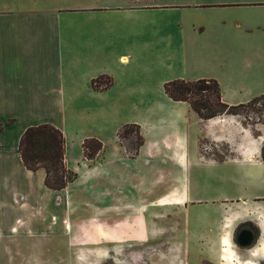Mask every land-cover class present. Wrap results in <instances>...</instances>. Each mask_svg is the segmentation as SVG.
Masks as SVG:
<instances>
[{
    "label": "crops",
    "instance_id": "1",
    "mask_svg": "<svg viewBox=\"0 0 264 264\" xmlns=\"http://www.w3.org/2000/svg\"><path fill=\"white\" fill-rule=\"evenodd\" d=\"M103 75L113 84L95 90L93 79ZM201 78L216 79L231 105L264 95V0H0V259L21 257L11 245L49 235L42 227L58 224L52 194L69 192L77 180L63 190L48 188L45 170L27 169L19 144L28 127L51 123L65 134L71 169L69 143L76 125L65 101L84 92L142 100L133 104L139 114L128 123L141 126L145 143L131 158L117 133L114 152L104 147L91 162L83 148L90 137L81 136V170L105 171L110 159L135 160L144 153L152 165H175L181 182L150 203L167 207L187 206L193 200L191 181L208 169L219 181L216 191L229 199L219 209L221 221H257L264 236V128L257 133L237 115L203 120L188 102L165 91L168 81ZM14 101L32 114L26 121L11 112ZM202 141L228 152L222 159L209 158ZM89 179L77 202L90 196L134 218L111 231L98 224L94 231L73 234L75 241L110 235L116 243L123 238L121 229L137 238L139 228L153 225L144 214L148 203L111 200ZM125 192L134 195L132 189ZM65 202L61 220L71 227L69 206L75 201Z\"/></svg>",
    "mask_w": 264,
    "mask_h": 264
},
{
    "label": "rangeland",
    "instance_id": "2",
    "mask_svg": "<svg viewBox=\"0 0 264 264\" xmlns=\"http://www.w3.org/2000/svg\"><path fill=\"white\" fill-rule=\"evenodd\" d=\"M141 101L118 100L104 93L93 92L80 93L75 99L65 101V112L76 125L74 138L69 143V162L71 169L79 173V178L69 192L52 194V199L58 201L57 213L60 219L56 226L42 227V232L46 231L49 235L43 233L37 240L22 238L20 243L11 245L21 257L0 259V264H189L191 260L192 264H198L194 252H208L214 256L222 253L225 264H243L239 257L238 260L234 258L235 252L241 250L230 239L236 223L222 222L220 217L219 209L229 199L224 191H216L219 181L208 169H203L191 181L193 200L187 206L171 204L167 207L150 203L181 182L178 178L183 176L182 171L175 165H152L144 153L135 160L127 157L116 161L110 159L105 171L95 169L93 179L92 174L80 169L82 143L78 139L81 136L97 137L105 143L106 152L112 154L117 133L128 120L139 114L133 104ZM20 102L14 101L11 112H15V116L24 122L32 114L18 108ZM121 105L123 108L119 110L117 107ZM239 117L245 125L260 132L264 128V99L259 101L255 109L245 110ZM135 140L125 139L124 143L130 146ZM201 150L207 157L216 159H222L228 152L227 147L206 141H202ZM89 178L94 188L111 200L116 198L119 202L130 198L133 203H148L150 209L144 214L153 221V225L139 228L137 238L128 237L121 229L123 238L116 243L110 235L92 241H75L73 234L78 237L86 231H94L98 224L107 225V230L111 231L117 223L134 215L117 207L99 205L97 200L93 202L96 198L93 200L90 196L79 203L77 195L88 188ZM128 188L134 190V195L125 192ZM70 197L75 202L69 206L71 227H67L61 218L66 208L65 201ZM55 231L58 233L53 234ZM252 251L254 253L249 259L253 264H258L264 254V239Z\"/></svg>",
    "mask_w": 264,
    "mask_h": 264
},
{
    "label": "trees",
    "instance_id": "3",
    "mask_svg": "<svg viewBox=\"0 0 264 264\" xmlns=\"http://www.w3.org/2000/svg\"><path fill=\"white\" fill-rule=\"evenodd\" d=\"M113 84V79L103 75L93 79L95 90H104ZM165 91L175 101L188 102L203 120L222 115L240 116L245 110L255 109L264 95L253 98L247 103L231 105L223 100L220 83L213 78L194 81L175 79L165 83ZM118 137L126 147L129 157L136 158L145 138L141 126L127 123L118 132ZM128 146L125 139H133ZM86 160L94 162L104 150L101 140L90 137L83 143ZM19 152L24 165L31 171L45 170V185L52 190H63L79 178V173L70 169L66 160V138L63 131L51 123H42L26 129L19 144Z\"/></svg>",
    "mask_w": 264,
    "mask_h": 264
},
{
    "label": "flooded vegetation",
    "instance_id": "4",
    "mask_svg": "<svg viewBox=\"0 0 264 264\" xmlns=\"http://www.w3.org/2000/svg\"><path fill=\"white\" fill-rule=\"evenodd\" d=\"M248 232H252L254 234V240L251 242L249 246H245L246 243H248V239L245 237ZM232 243L241 250L239 253L235 252L236 257H239L241 262L243 264H253L252 261L249 259V256L254 253L252 251L253 249H256L257 245L261 242L262 239H264L263 236V229L260 227L259 223L257 221L251 220V219H245L238 222L230 237ZM251 252V253H250ZM193 255L196 256V258L199 260L198 264H225L223 260H225V256L221 253L218 256H214L212 254H209L208 252H198ZM190 259H193L190 257ZM238 260V258H237ZM189 264H192V260ZM258 264H264V254L261 255V259L258 261Z\"/></svg>",
    "mask_w": 264,
    "mask_h": 264
},
{
    "label": "water",
    "instance_id": "5",
    "mask_svg": "<svg viewBox=\"0 0 264 264\" xmlns=\"http://www.w3.org/2000/svg\"><path fill=\"white\" fill-rule=\"evenodd\" d=\"M245 237L249 240L248 243L245 244V246H249L254 240V234L252 232H248Z\"/></svg>",
    "mask_w": 264,
    "mask_h": 264
}]
</instances>
